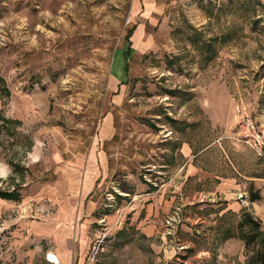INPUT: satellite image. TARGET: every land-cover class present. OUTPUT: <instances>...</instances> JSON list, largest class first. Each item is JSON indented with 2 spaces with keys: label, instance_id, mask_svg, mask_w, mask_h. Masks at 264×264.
<instances>
[{
  "label": "rangeland",
  "instance_id": "1",
  "mask_svg": "<svg viewBox=\"0 0 264 264\" xmlns=\"http://www.w3.org/2000/svg\"><path fill=\"white\" fill-rule=\"evenodd\" d=\"M263 63L264 0H0V264H247Z\"/></svg>",
  "mask_w": 264,
  "mask_h": 264
},
{
  "label": "trees",
  "instance_id": "2",
  "mask_svg": "<svg viewBox=\"0 0 264 264\" xmlns=\"http://www.w3.org/2000/svg\"><path fill=\"white\" fill-rule=\"evenodd\" d=\"M264 68V63L260 65ZM2 93L8 94L5 90ZM9 192H1L0 198H9ZM249 202L259 200L257 193H251L248 197ZM236 231L243 243L245 250H250L247 257V264H264V230L261 231L262 223L254 219L247 211H242L237 219Z\"/></svg>",
  "mask_w": 264,
  "mask_h": 264
},
{
  "label": "crops",
  "instance_id": "3",
  "mask_svg": "<svg viewBox=\"0 0 264 264\" xmlns=\"http://www.w3.org/2000/svg\"><path fill=\"white\" fill-rule=\"evenodd\" d=\"M128 55L124 54V51L122 50L120 53H115L113 55V67L115 68V71H111V75L113 76V79H114V82H116L117 84H122L124 78H125V72L124 70L126 69V65H127V60H128ZM117 62H120V68L118 66V63ZM116 65V66H115ZM70 215H68V218H69ZM62 237H63V240L66 242V243H69L70 241H68V239L71 237V233L69 230L65 231L62 233ZM50 257H53L54 255H48ZM55 258H57L56 256H54ZM52 263V262H51Z\"/></svg>",
  "mask_w": 264,
  "mask_h": 264
},
{
  "label": "built area",
  "instance_id": "4",
  "mask_svg": "<svg viewBox=\"0 0 264 264\" xmlns=\"http://www.w3.org/2000/svg\"><path fill=\"white\" fill-rule=\"evenodd\" d=\"M249 123V122H248ZM250 124V123H249Z\"/></svg>",
  "mask_w": 264,
  "mask_h": 264
}]
</instances>
